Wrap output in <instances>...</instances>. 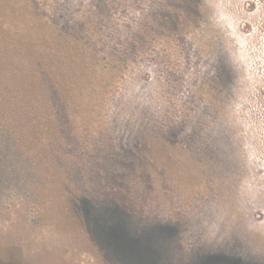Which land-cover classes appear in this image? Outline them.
<instances>
[{"label":"rangeland","instance_id":"obj_1","mask_svg":"<svg viewBox=\"0 0 264 264\" xmlns=\"http://www.w3.org/2000/svg\"><path fill=\"white\" fill-rule=\"evenodd\" d=\"M188 1L0 0V264H264V0ZM60 30L78 67L58 104L30 52ZM115 187L136 235L175 228L158 254L54 200Z\"/></svg>","mask_w":264,"mask_h":264},{"label":"trees","instance_id":"obj_2","mask_svg":"<svg viewBox=\"0 0 264 264\" xmlns=\"http://www.w3.org/2000/svg\"><path fill=\"white\" fill-rule=\"evenodd\" d=\"M176 4H178V6L180 5L179 9L181 10L178 15H183L184 9L187 8V5H190L188 0H178L177 3L175 2L174 4H172V9L176 7ZM181 4L183 7L181 6ZM5 10L6 7H4L0 2V12ZM67 27L68 24L64 23V29H66ZM75 40L77 41L74 35H67L62 30H60L56 34L51 32V45H53L51 46V49H49L50 46L48 45V41L43 39L44 45L37 48L34 53L32 51L33 49L30 52V57L34 61L37 60L42 63L44 62V60L47 61V58L49 59L51 55V91H53V98L57 99L58 104L61 100L64 99L62 95L67 92V85L71 84L73 73L77 70L78 67V57L73 56L72 50V48H77V46L75 45ZM53 41H56V45H62L63 47L59 48L54 46V44H52ZM66 46H69V48H67ZM68 62H71L73 64L74 72L72 70V72L68 71L71 67L67 70L66 66H68ZM34 77L35 78H32L33 80L37 78L36 76ZM30 88L33 95L36 96L39 93L38 86H32ZM56 107L58 111V106ZM62 126H60L61 130H63ZM193 131V133L192 131H187L184 138H186L189 143H192L194 147H200V149L203 151V153H201V156H203L204 159L207 158V160H209L213 165H217L220 168L226 167L225 164L228 161V157L223 153L222 146L220 144L215 146L212 144L205 145V143H203L200 138L202 132L198 129H193ZM172 134L176 135V132H173ZM136 162L137 161L135 160H129V164L126 162L125 164L134 165V163ZM113 173H117V171L113 170ZM110 191H112L114 194L108 196L104 200V203H102V205H99L100 203L95 201V199H97L96 196L91 194L86 195L79 191H71L69 193L65 192L60 196L61 199L55 198L54 200L58 207H61V209L66 212H72V208L74 207L81 208L84 212H87V214H89V216L93 218V220H95L96 222H101V225L103 224V222L105 223V217H107L108 221H106V223L104 224L106 226V230L114 233V235L119 240L127 241L133 246L136 245L137 247L140 246L139 244H143V246H141V249H143L144 253L147 256L151 257L152 254H158L159 251H157L155 247L153 248L152 242L158 236L167 237L174 234L175 228L172 225H155L153 227H147L142 235H136L134 231L132 232V230L130 229V222L132 221V217H130L131 212L126 207L127 204L120 198V195L117 193L116 187ZM210 257L211 256L209 255H204L200 258H197V262H199V264H206Z\"/></svg>","mask_w":264,"mask_h":264}]
</instances>
